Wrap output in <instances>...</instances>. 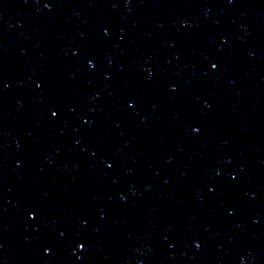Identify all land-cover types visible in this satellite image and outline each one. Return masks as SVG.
Returning a JSON list of instances; mask_svg holds the SVG:
<instances>
[{
  "label": "water",
  "instance_id": "1",
  "mask_svg": "<svg viewBox=\"0 0 264 264\" xmlns=\"http://www.w3.org/2000/svg\"><path fill=\"white\" fill-rule=\"evenodd\" d=\"M0 264H264V0H0Z\"/></svg>",
  "mask_w": 264,
  "mask_h": 264
},
{
  "label": "snow or ice",
  "instance_id": "2",
  "mask_svg": "<svg viewBox=\"0 0 264 264\" xmlns=\"http://www.w3.org/2000/svg\"><path fill=\"white\" fill-rule=\"evenodd\" d=\"M46 6H48V5H46ZM89 63H91V61H89ZM212 67L215 68V67H217V65L216 64H213ZM52 115L55 116V115H57V113L56 112H52ZM79 247L80 248H83L84 247V244L81 243L79 245ZM46 251H47V249H46Z\"/></svg>",
  "mask_w": 264,
  "mask_h": 264
}]
</instances>
